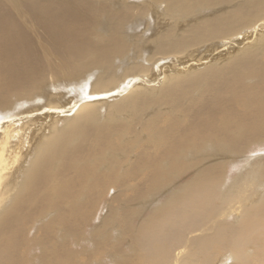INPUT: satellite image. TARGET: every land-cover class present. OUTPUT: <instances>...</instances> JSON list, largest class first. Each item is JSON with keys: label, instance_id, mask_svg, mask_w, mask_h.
Listing matches in <instances>:
<instances>
[{"label": "bare ground", "instance_id": "6f19581e", "mask_svg": "<svg viewBox=\"0 0 264 264\" xmlns=\"http://www.w3.org/2000/svg\"><path fill=\"white\" fill-rule=\"evenodd\" d=\"M0 264H264V0H0Z\"/></svg>", "mask_w": 264, "mask_h": 264}, {"label": "rangeland", "instance_id": "374dc122", "mask_svg": "<svg viewBox=\"0 0 264 264\" xmlns=\"http://www.w3.org/2000/svg\"><path fill=\"white\" fill-rule=\"evenodd\" d=\"M40 121H38V122H35L32 126H30V127H28L27 129H30L31 130V135L29 136V140L30 139H33L35 136H38V135H40V134H42V131H43V128L42 127H44L45 125H46V123L47 122H44V123H42V126L40 125V123H39ZM257 152H260V149H258V151ZM257 152H254V151H252V152H249V154L250 153H252L250 156H252L254 153H255V155L257 154ZM248 154V153H247ZM247 154H245V155H243L244 156V160L243 161H241V162H239L237 165H235V167H237V169L236 168H233V172H237V171H244V170H248V171H251V168H253V165L258 161V157H257V155L256 156H254L253 155V157L255 158H251L250 156H247ZM248 154V155H249ZM247 160H248V162H247ZM249 161H250V163H252L253 164V162L254 161H256L253 165L252 164H250L249 163ZM244 162V163H243ZM242 163V164H241ZM243 164H246V165H243ZM245 167V168H242L243 166ZM239 166V167H238ZM240 166H241V168H240Z\"/></svg>", "mask_w": 264, "mask_h": 264}]
</instances>
